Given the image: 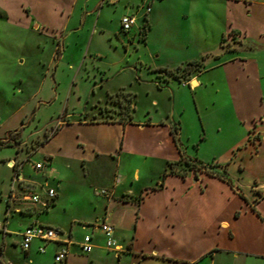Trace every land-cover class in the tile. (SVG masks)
I'll use <instances>...</instances> for the list:
<instances>
[{"label":"crops","instance_id":"obj_1","mask_svg":"<svg viewBox=\"0 0 264 264\" xmlns=\"http://www.w3.org/2000/svg\"><path fill=\"white\" fill-rule=\"evenodd\" d=\"M14 1L18 2L21 21L25 17L23 24H39L49 35L63 34L64 54L73 51L71 36L85 35L81 32L88 24H101L105 35H116L122 42H125V35L132 41L136 39V34L132 33L135 27L143 36L141 31L145 26L141 27L134 9L127 7L129 5L144 14L145 23L150 21L144 9L146 0H142L141 6L137 0H0L5 7L1 18L15 16L9 5ZM233 1L244 10L242 0L230 3ZM247 1L260 7V13L264 14V0ZM244 2L247 4L246 0ZM109 5L122 8L119 29L114 32L108 30L102 20ZM125 15L136 18L135 27L129 32L121 27ZM230 30L240 36L247 34L249 28L239 18H231ZM260 35H264V29ZM145 36L147 38L148 33ZM145 46H148L146 41ZM151 56L154 55L151 53ZM58 68L54 69L53 76ZM168 69L173 68L156 60L151 64L143 60L132 64L128 61L126 67L116 70L114 77L98 66L95 79L88 77L92 83L87 82L86 92L76 91L78 82L75 81L72 89L87 104L111 105L109 99L114 95L120 92L130 95L132 115L128 121H91L83 117V113L77 118L67 115L65 126L37 150L36 154L43 159L31 163L28 172L27 166L24 167L25 183L15 187L20 197L10 208L7 197L10 198L11 190L6 191L5 224L0 220L4 234L0 264H57L55 256L62 246L60 243L35 240L29 251L23 250L21 233L33 224L59 229L72 239L66 264H264V117L260 116L257 121L253 112L245 114V121H250L249 128L256 127L261 133L259 146L245 147L248 141L245 136L234 147L239 153H230L221 159L226 163H218L221 167L217 170L227 168L233 185L204 170H188L185 177L172 172L171 165L183 157L198 158L191 149L195 140L191 142L190 136L186 138L183 129L188 105L181 102V109L177 111V92L171 88V78L161 72ZM247 72L243 80L245 94L255 86L251 81L254 74ZM124 74L127 78L114 84L115 79ZM189 81L191 86L184 85L185 81L183 85L191 91L203 85L197 75H192ZM259 90L262 97L264 92ZM166 92L172 93L169 100L172 112L155 113L165 103L161 95ZM255 92L252 91L250 97L244 95L242 101L256 103ZM143 100L149 106L139 112L137 105ZM198 108L200 110V104ZM40 162L45 163V168L35 169V164ZM73 165H80L88 175L95 168L106 169L109 165L114 177L107 187L113 195L109 199L99 197L101 203L94 204L92 213L68 217L72 202L66 196L68 183L63 170ZM49 188L57 190V197L48 206L32 205L22 199L25 193L34 191L45 200ZM13 211L21 215L17 225L10 220ZM101 221L115 227V238L124 248L119 255L107 248L104 234L95 228ZM86 234L92 235L94 245L88 255H84L80 247ZM9 236H14V240H6ZM10 243L17 245L21 254L19 260L5 262ZM40 247H45L44 253L40 252Z\"/></svg>","mask_w":264,"mask_h":264},{"label":"rangeland","instance_id":"obj_2","mask_svg":"<svg viewBox=\"0 0 264 264\" xmlns=\"http://www.w3.org/2000/svg\"><path fill=\"white\" fill-rule=\"evenodd\" d=\"M137 1L141 6L143 1ZM231 1L146 0L144 9L151 8L148 24L144 14L129 5L127 7L134 9L141 27L145 26L141 31L143 36L134 26L132 33L136 34V39L132 41L125 35V42H122L116 35H105L101 24H88L81 32L85 35L71 36L73 51L66 54L63 53L62 33L49 35L39 24H23L25 17L21 21L16 1L9 3L15 16L1 18L5 7L0 3L1 223L5 224L6 191L11 190L10 198L7 197L9 208L20 197L15 188L18 185L16 174L22 173L25 166L27 172L30 171L31 163L43 159L36 154L37 150L65 126L68 114L77 118L83 113V117L91 121H128L131 117L133 98L124 92L111 97V105L87 104L85 99L77 96L76 91L88 90L87 82L91 84L90 80L95 79L93 76L98 74V66L107 69L112 77L120 67H126L128 61L132 64L143 60L151 64L156 60L172 66L173 69L161 72L171 78V88L177 92V111L181 109V102L188 105L183 129L186 138L190 136L191 142L195 140L191 149L204 163H226L222 161L228 154L239 153L234 147L245 136L248 137L245 147L250 144L258 147L261 133L256 127L249 128L250 121H245V114L253 112L257 121H260V116L264 117V94L262 97L259 95V89L264 92V35H260L264 29V14L260 13V7L247 0V4L242 0L244 10ZM121 13L122 8L108 6L102 16L108 30L114 32L119 29ZM231 18H239L246 23L248 33L240 36L231 33ZM145 32L148 33L147 38ZM191 62L200 66L196 70L191 68L189 73L187 64ZM56 66L59 68L53 76ZM248 70L254 74L251 81L255 86L246 94L250 97L251 92L256 91V103L252 100L246 104L242 101L246 95L243 80L247 78ZM192 75L200 77L203 85L191 91V88L184 87L183 81L191 86L189 80ZM125 78L127 74L118 76L114 84L123 82ZM75 81L78 82L76 91L72 89ZM184 89L185 92L181 91ZM161 97L165 103L157 112L155 108L152 112L170 114L172 93L166 92ZM147 104L143 100L137 105L139 112L146 110ZM12 162L15 163L13 169L8 167ZM181 168L188 166L184 164L174 170L180 171ZM63 172L68 183L66 196L72 202L68 217L92 213L94 204L101 203L99 197L109 199L113 195L107 187L114 177L109 165L106 169L95 168L89 175L80 165H73ZM25 195L27 193L22 196L23 201L29 202L24 199ZM10 220L17 225L21 215L13 211ZM2 231L0 229V244L4 240ZM10 239L14 240V236L6 237L9 242ZM16 247L14 243L10 245L5 262L19 260L21 252Z\"/></svg>","mask_w":264,"mask_h":264},{"label":"built area","instance_id":"obj_3","mask_svg":"<svg viewBox=\"0 0 264 264\" xmlns=\"http://www.w3.org/2000/svg\"><path fill=\"white\" fill-rule=\"evenodd\" d=\"M146 12L150 13L151 8L147 7ZM136 24V18L131 15H125L121 19V27L125 32L131 31V29ZM187 85V83H184ZM12 169L15 168V163L9 165ZM45 168V163L40 162L35 164V169L41 170ZM24 181L22 173L16 174L15 182L21 184ZM106 192V191H105ZM107 194V193H106ZM57 197V190L54 188H49L46 193V199L42 200L41 195L34 191L27 192V195L24 196V199L29 200L33 205L42 204L43 206H48L55 198ZM96 229H99L106 238V246L109 250L116 252L118 255L123 252L124 248L118 243L115 238V227L107 222L101 221L95 225ZM22 242L21 246L24 251H29L32 243L35 240H41L43 242H57L62 244L60 250L55 256V261L57 264H66L70 256V245L72 244V239L69 236H66L64 232L59 229L45 226L42 224H33L28 226L22 233ZM82 253L88 255L92 253L94 249L93 237L91 234H86L83 240L80 243ZM40 252H45V247H40Z\"/></svg>","mask_w":264,"mask_h":264},{"label":"trees","instance_id":"obj_4","mask_svg":"<svg viewBox=\"0 0 264 264\" xmlns=\"http://www.w3.org/2000/svg\"><path fill=\"white\" fill-rule=\"evenodd\" d=\"M147 32H145L146 34ZM189 68L188 72L191 73L193 67H195L194 69L196 70V67L198 68L200 65H198L197 63L191 62L187 64ZM199 69V68H198ZM197 69V70H198ZM177 136V133L175 132V137ZM187 165L188 168H181L180 171H175L174 169L176 167H181L183 165ZM219 167H221L219 164H206L202 161H200L199 159H184V157L182 158L181 161L174 163L171 165L172 168V172H175L183 177L186 176L188 170H194V171H199V170H204L206 171L209 175L211 176H215L218 178L223 179L224 181H227L228 183H230L231 185H233V181L228 173L227 168L223 167V169L221 171L217 170Z\"/></svg>","mask_w":264,"mask_h":264}]
</instances>
